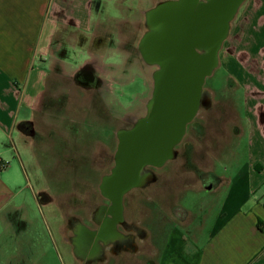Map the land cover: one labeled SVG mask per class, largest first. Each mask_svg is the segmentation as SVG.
<instances>
[{
  "label": "rangeland",
  "instance_id": "1",
  "mask_svg": "<svg viewBox=\"0 0 264 264\" xmlns=\"http://www.w3.org/2000/svg\"><path fill=\"white\" fill-rule=\"evenodd\" d=\"M167 1L172 0H96L91 30L84 34L85 44L94 51L73 49L66 62L72 69L87 61L101 64L102 89L82 90L67 78L61 84L51 77L47 91L40 93L36 111L31 112L35 136L27 154L19 147L29 189L18 198L25 203L24 214L18 215L25 218L19 219L24 225L14 232L12 252L17 260L11 264H156L174 227L200 244L207 240L228 190L222 176L232 177L257 158L249 142L253 128L245 116L244 100L264 92L246 90L232 68L230 43L240 5L204 79L201 97L208 95L209 102L200 101L173 158L144 167L143 182L122 194L117 207L112 202L107 191L116 196L122 184L138 178L127 165L128 156L123 165L116 163L119 133L146 119L147 99L155 93V69L138 46L147 33L154 45L149 13L160 18L164 6L155 7ZM52 56L55 60L60 55ZM25 112L30 110L23 106L20 116ZM210 185L213 188L208 189ZM140 219L143 223L138 225ZM106 222L116 223L123 239L134 234L139 250L130 254L122 250L125 239L116 240L119 254L99 262L87 242L91 232L105 224L99 244L112 243L106 238L111 234ZM130 224L135 232L126 228ZM82 228L88 231L82 230L80 243ZM144 233L147 238L139 242Z\"/></svg>",
  "mask_w": 264,
  "mask_h": 264
},
{
  "label": "crops",
  "instance_id": "2",
  "mask_svg": "<svg viewBox=\"0 0 264 264\" xmlns=\"http://www.w3.org/2000/svg\"><path fill=\"white\" fill-rule=\"evenodd\" d=\"M94 1L0 0V264L16 262L12 252L14 232L24 225L19 219L25 218L18 215L24 214L25 208L18 198L28 191L29 181L19 147L27 154L36 131L22 128L20 123L33 122L31 112L36 111L39 95L47 91L51 77L62 83L76 71L61 56L57 61L52 59V54L82 46L79 38L91 30ZM233 32L234 42L229 44L234 49L233 74L238 73L239 82L252 94L264 92V0L243 1ZM244 104L253 128L249 142L256 148L257 158L232 177L222 176L221 180L228 181V190L207 240L200 244L199 239L189 238L184 230L174 227L166 252L160 253L156 264H264V96H246ZM23 106L30 112L20 116ZM106 223L111 226L106 238L112 243L99 244L105 224H99L87 242L99 262L119 254L116 240L119 243L125 239L128 245L124 244L122 250L130 254L139 250L134 234L128 233L123 239L116 223ZM142 223L137 220L138 225ZM126 228L135 232L131 224ZM146 238L144 233L139 242Z\"/></svg>",
  "mask_w": 264,
  "mask_h": 264
},
{
  "label": "water",
  "instance_id": "3",
  "mask_svg": "<svg viewBox=\"0 0 264 264\" xmlns=\"http://www.w3.org/2000/svg\"><path fill=\"white\" fill-rule=\"evenodd\" d=\"M243 1L208 0L197 6L198 1L192 0L190 10L184 20L179 18L178 26L180 32L190 31L180 40L188 43L184 56L187 55L189 63L175 65L170 75L162 77L154 95L158 97L156 104L120 145L117 165H123L124 157L128 156L127 165L137 177L146 165H161L173 157V147L197 113L204 79L214 66V55L227 37L229 22ZM199 45L208 49L207 55H200L194 49ZM134 181L122 184L120 193L133 186Z\"/></svg>",
  "mask_w": 264,
  "mask_h": 264
},
{
  "label": "flooded vegetation",
  "instance_id": "4",
  "mask_svg": "<svg viewBox=\"0 0 264 264\" xmlns=\"http://www.w3.org/2000/svg\"><path fill=\"white\" fill-rule=\"evenodd\" d=\"M197 1H198L197 6L208 2V0H197ZM191 2H192V0H186V1L185 0H175V1L172 0V1H167L164 3L162 2V3H160V5L158 4V6L155 7V10L159 6H164L163 7L164 10L162 12V15L159 16L160 18L156 17V15L152 14V12H151V14L149 13V15H152V16H150L149 24H151L154 27L153 31L155 33V34L151 33L150 35H153L155 37V43H154V45H151L149 43V39H148L149 33H147L144 36V39L141 40V44L138 46V48H139L140 52L142 53L143 58L145 59V62L148 65L153 66L155 69V72H154V75H155V91L157 90V86L160 84L162 77L165 76V78H166L167 75H170L172 73L171 72L172 67H174L175 65H178L179 63H184V62H187V64L189 63L187 55H186V57L184 56V53L186 52V49L188 46V43L187 42L182 43V42H180V40H181V36L185 37L186 35H189L190 31L188 33L186 31L180 32L178 29V26H179V18H181V20L182 19L184 20L185 15L187 14V11L190 10L191 4H192ZM170 3L172 4V6H168V4H170ZM173 3L178 4L179 5L178 7L180 9H178V7H174ZM95 4L96 3L94 1V5ZM155 10H154V12H155ZM79 39L82 42V46L79 47V49L86 47L87 53L89 52L90 48H92V51H94L93 46L87 47L88 44H85L86 38L84 37V34H82ZM87 43H89V42H87ZM194 49L200 55H207V53L209 52L208 49H206L200 45ZM72 50L73 49H70L69 47L64 48L61 50V52H59V55L66 62V58L70 55L69 52ZM66 64H67V62H66ZM100 65L101 64H98V66H97V63L94 61H90V62L87 61L84 63V65H81L79 68H76V71L74 72L73 75L66 76L65 78H67L70 81V83L72 82L73 84H75V86H79L82 90L83 89L88 90V91L89 90H91V91L95 90L98 92L99 90L102 89V85L104 84V80L102 78V73L100 74ZM67 66H68V64H67ZM61 84H63V83H61ZM202 87H203V85H202ZM154 95H155V93H154ZM157 99H158L157 96H153V97L147 99L146 108H147L148 112H147L146 118L150 115L154 105L156 104ZM200 101L203 102L204 104H207L209 102V96L208 95H206L204 97L200 96ZM200 101H199V104H200ZM196 115H197V113H196ZM194 119H195V117L190 122L187 123L184 135L188 130V125L190 123H192L194 121ZM144 120H145V118L139 119L138 122L135 123L134 128L132 130L127 131V132L123 131V132L119 133V135H120L119 136L120 139H119V143H118L119 146L124 142V140L128 139V136L136 128H138V126H140V124H142V122ZM30 129H31V132L34 133V129L32 126ZM184 135L182 136L180 141L173 147V150L175 149L176 146H178L181 143ZM118 152H119V150H118ZM175 153L176 152H174V154ZM117 158H116V160H117ZM171 158H173V157H170L166 161L170 160ZM116 163H117V161H116ZM146 166H148V165H146ZM213 177L217 178V176H214V175H213ZM142 182H143V178H141L140 174H139L138 178L135 179V181H134V185L131 186L130 188H128L126 191H123L120 193V190H117L118 188H114L115 191L117 190L116 196L114 195V193H112V191H107V193L109 194L110 198L112 199V202L117 207L118 206L117 203L120 201L119 197L122 194L126 193L127 191L132 190L134 187H137Z\"/></svg>",
  "mask_w": 264,
  "mask_h": 264
},
{
  "label": "trees",
  "instance_id": "5",
  "mask_svg": "<svg viewBox=\"0 0 264 264\" xmlns=\"http://www.w3.org/2000/svg\"><path fill=\"white\" fill-rule=\"evenodd\" d=\"M20 125H21L22 128H23V127L31 128V126H32V122L27 121V122L20 123ZM258 225H259V227L263 230V228L261 227V226H262V221H261V220L258 221Z\"/></svg>",
  "mask_w": 264,
  "mask_h": 264
}]
</instances>
